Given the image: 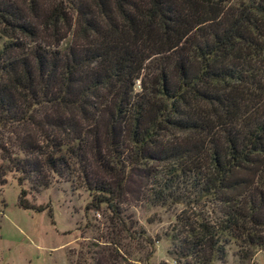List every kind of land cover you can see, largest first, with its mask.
<instances>
[{
	"label": "trees",
	"instance_id": "obj_1",
	"mask_svg": "<svg viewBox=\"0 0 264 264\" xmlns=\"http://www.w3.org/2000/svg\"><path fill=\"white\" fill-rule=\"evenodd\" d=\"M0 33V158L35 192L75 173L109 215L75 264H133L141 198L216 204L179 218L177 262L221 260L223 232L264 248V0H0Z\"/></svg>",
	"mask_w": 264,
	"mask_h": 264
},
{
	"label": "rangeland",
	"instance_id": "obj_2",
	"mask_svg": "<svg viewBox=\"0 0 264 264\" xmlns=\"http://www.w3.org/2000/svg\"><path fill=\"white\" fill-rule=\"evenodd\" d=\"M5 40L0 33V45ZM5 140L0 137V141ZM12 152L21 156L18 151ZM0 166L7 169L0 184V264H75L87 256L85 251L90 242L104 243L111 231L107 223L109 215L102 205L98 211L85 208L89 192L75 173L66 179L52 176L45 188L35 192L27 181L16 183V173L8 169L4 159L0 158ZM19 188L26 191L24 198L28 203L44 209L34 212L19 208L16 204ZM124 208L127 217L124 221L133 230V238L138 243L140 236L149 239V244L144 246L141 242V247L134 239L123 236L133 264H187L181 259L175 261L168 252L184 233V223L181 225L179 218L185 217V222L193 226L198 221L194 214L198 213L211 227L218 217L216 204L207 200L150 205L141 198L129 200ZM220 234L225 239L220 244L224 257L206 264H264V248L246 247L237 238L225 232ZM186 261L192 264L191 260Z\"/></svg>",
	"mask_w": 264,
	"mask_h": 264
}]
</instances>
